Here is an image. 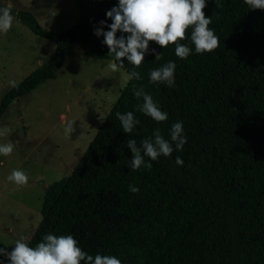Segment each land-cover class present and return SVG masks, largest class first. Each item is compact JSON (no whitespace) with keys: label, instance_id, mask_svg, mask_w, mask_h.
I'll list each match as a JSON object with an SVG mask.
<instances>
[{"label":"trees","instance_id":"trees-1","mask_svg":"<svg viewBox=\"0 0 264 264\" xmlns=\"http://www.w3.org/2000/svg\"><path fill=\"white\" fill-rule=\"evenodd\" d=\"M78 2V23L59 32L44 28L32 11L12 7L14 17L56 50L3 96L0 118L13 100L58 72L75 45L92 58L113 60L95 30H110L100 22L112 23L106 13L118 0ZM204 13L219 38L214 51L197 54L190 27L180 41L192 49L186 59L176 56L175 45L156 42L138 68L124 59L121 68L141 79L124 87L71 173L48 186L29 246L51 233L72 235L87 254L115 256L122 264H264V10H251L244 0H206ZM170 61L174 86L151 83L150 71ZM133 87H143L168 119L157 123L137 111L143 99ZM129 111L140 123L127 134L116 113ZM177 122L187 138L183 149L173 143L171 156L145 157L152 168L131 171L127 141L139 147L156 129L170 141Z\"/></svg>","mask_w":264,"mask_h":264},{"label":"rangeland","instance_id":"rangeland-1","mask_svg":"<svg viewBox=\"0 0 264 264\" xmlns=\"http://www.w3.org/2000/svg\"><path fill=\"white\" fill-rule=\"evenodd\" d=\"M8 4L32 11L51 31L67 30L80 19L78 0H0V7ZM55 50V42L14 17L12 28L0 34V103ZM111 61L75 45L58 72L13 100L0 118V130L7 129L0 144H14L11 155H0V248L11 252L21 236L28 243L42 220L48 186L71 173L129 82L128 72L113 71ZM68 121L74 122L71 134L65 131ZM13 169L26 173V186L7 180ZM0 264L10 261L0 256Z\"/></svg>","mask_w":264,"mask_h":264},{"label":"clouds","instance_id":"clouds-1","mask_svg":"<svg viewBox=\"0 0 264 264\" xmlns=\"http://www.w3.org/2000/svg\"><path fill=\"white\" fill-rule=\"evenodd\" d=\"M251 10H264V0H244ZM206 0H118V5L107 11L106 16L112 20L111 24L101 21L102 26L106 25L110 30L104 31L103 27L95 30V35L103 36V43L109 49V55L113 56L109 67L116 71L124 66V59L134 67L138 68L145 60V54L149 52V43L156 42L161 48L175 45V54L181 59H186L192 49L180 41L186 38V32L191 27V43L195 46L197 54L212 52L219 46V38L214 31L209 28L211 18L206 17L204 9ZM12 5L0 7V34H6L14 21L12 15ZM127 34L117 37V33ZM156 60L161 58V53H156ZM118 62V63H117ZM176 64L168 62L158 69L150 71V82L153 84H166L174 86V73ZM141 79L140 73L131 71L127 74L125 83L131 80ZM133 94L142 104H138L137 111L144 113L157 123L168 119L167 113L161 111L154 102L151 95L145 92L143 87H133ZM117 119L125 133H132L135 126L140 123L134 117L133 112L125 114L116 113ZM103 120V119H101ZM72 121L66 124V133H72ZM182 122L172 125L170 130V141L161 135L156 129L151 137H147L137 146L135 139L127 141L128 149L132 152L130 161L131 171H136L142 166L147 169L152 168L150 162L145 161V157L151 161H156L160 156L169 157L174 149L182 150L187 142L184 136ZM7 134V129L0 130V136ZM14 150V144H0V155L9 156ZM176 164L183 165V160L176 157ZM7 180L16 186H26L29 177L22 170L13 169ZM129 191L138 193L139 188L129 185ZM26 237L21 236L16 240L14 248L8 252L0 248V256H6L10 264H122L121 260L115 256L89 255L78 246V242L72 235L57 236L47 234L35 247L29 246Z\"/></svg>","mask_w":264,"mask_h":264},{"label":"water","instance_id":"water-1","mask_svg":"<svg viewBox=\"0 0 264 264\" xmlns=\"http://www.w3.org/2000/svg\"><path fill=\"white\" fill-rule=\"evenodd\" d=\"M72 171V170H71Z\"/></svg>","mask_w":264,"mask_h":264}]
</instances>
